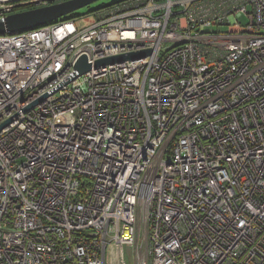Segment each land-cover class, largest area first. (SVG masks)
<instances>
[{"label":"built area","instance_id":"obj_1","mask_svg":"<svg viewBox=\"0 0 264 264\" xmlns=\"http://www.w3.org/2000/svg\"><path fill=\"white\" fill-rule=\"evenodd\" d=\"M94 13L0 35V264H264V0Z\"/></svg>","mask_w":264,"mask_h":264},{"label":"water","instance_id":"obj_2","mask_svg":"<svg viewBox=\"0 0 264 264\" xmlns=\"http://www.w3.org/2000/svg\"><path fill=\"white\" fill-rule=\"evenodd\" d=\"M51 5L32 8L21 11L5 18H0V35L14 34L18 32L32 30L46 24L58 21L69 15L76 13L81 9H85L101 0H47ZM148 56L146 50L134 52L130 54H122L118 56L108 57L96 61L94 64L88 62L86 56H82L76 63L78 75L86 74L91 71L92 67L103 68L115 64H121L127 61H134ZM9 124L6 123V125ZM6 125L2 126L4 128Z\"/></svg>","mask_w":264,"mask_h":264},{"label":"rangeland","instance_id":"obj_3","mask_svg":"<svg viewBox=\"0 0 264 264\" xmlns=\"http://www.w3.org/2000/svg\"><path fill=\"white\" fill-rule=\"evenodd\" d=\"M124 0H101L93 5L81 9L76 13L71 15V18L75 20L76 25L79 28H87L90 27L92 24L96 22V15L94 12L99 11L103 8L104 5H111L113 3H117ZM32 9V8H30ZM29 10L27 8H23L22 11ZM243 21V19H240ZM210 33H227L226 28L221 27H213L208 29ZM145 249H146V241L142 236L140 241H134L132 236L128 237L127 244L125 246V253H126V262L127 264H139L141 260L145 259Z\"/></svg>","mask_w":264,"mask_h":264},{"label":"bare ground","instance_id":"obj_4","mask_svg":"<svg viewBox=\"0 0 264 264\" xmlns=\"http://www.w3.org/2000/svg\"><path fill=\"white\" fill-rule=\"evenodd\" d=\"M49 5H51V4H49ZM48 5V6H49ZM27 7H31V8H40V7H33L32 5H27V6H24V7H22L21 9H20V12L23 10V8H27ZM70 16V15H69ZM69 16H67V17H65V18H69ZM70 19V18H69ZM92 68H95L94 66L92 67Z\"/></svg>","mask_w":264,"mask_h":264},{"label":"trees","instance_id":"obj_5","mask_svg":"<svg viewBox=\"0 0 264 264\" xmlns=\"http://www.w3.org/2000/svg\"><path fill=\"white\" fill-rule=\"evenodd\" d=\"M105 6H108V5H104L103 7H105ZM31 7H28V9H30ZM69 18L70 19H73V18H71V15L69 16Z\"/></svg>","mask_w":264,"mask_h":264}]
</instances>
